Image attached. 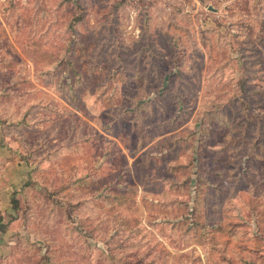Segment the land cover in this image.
I'll use <instances>...</instances> for the list:
<instances>
[{"label": "rangeland", "instance_id": "1", "mask_svg": "<svg viewBox=\"0 0 264 264\" xmlns=\"http://www.w3.org/2000/svg\"><path fill=\"white\" fill-rule=\"evenodd\" d=\"M0 127V264H264V0H0Z\"/></svg>", "mask_w": 264, "mask_h": 264}, {"label": "crops", "instance_id": "2", "mask_svg": "<svg viewBox=\"0 0 264 264\" xmlns=\"http://www.w3.org/2000/svg\"><path fill=\"white\" fill-rule=\"evenodd\" d=\"M4 137H5L4 132L2 131V129H1V127H0V143H1V140H2ZM3 151H4V148L1 146V147H0V153L3 154ZM5 151H6V149H5ZM18 165H19V166H18ZM18 165H16L17 168H20V167L22 166V164H18ZM21 168H23V167H21ZM6 212L9 214V216L12 214L11 206H8V207H7ZM4 214H6V213H4ZM4 224H5V223H4ZM5 226H7V225H5ZM5 237H6V233H3V235L0 234V244L4 242V240H2V239H4ZM3 249H5V247L2 246V245H0V254H1V252H2ZM3 251H4V250H3Z\"/></svg>", "mask_w": 264, "mask_h": 264}]
</instances>
